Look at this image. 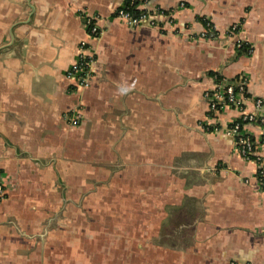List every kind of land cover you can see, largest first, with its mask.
<instances>
[{
  "label": "crops",
  "instance_id": "0c3cea01",
  "mask_svg": "<svg viewBox=\"0 0 264 264\" xmlns=\"http://www.w3.org/2000/svg\"><path fill=\"white\" fill-rule=\"evenodd\" d=\"M126 1L0 0V264H264L256 164L223 131L236 112L201 125L220 83L245 79L248 111L264 101V0H131L158 28L117 18Z\"/></svg>",
  "mask_w": 264,
  "mask_h": 264
},
{
  "label": "built area",
  "instance_id": "2783aa9c",
  "mask_svg": "<svg viewBox=\"0 0 264 264\" xmlns=\"http://www.w3.org/2000/svg\"><path fill=\"white\" fill-rule=\"evenodd\" d=\"M147 2L148 0H144L143 4ZM181 7H183V4H181ZM115 13L117 18L123 20L124 23L131 27H137L143 24H147L153 28L159 27L157 13L145 12L138 16H133L124 10V7L119 8ZM207 26H209L210 30L207 32L203 31L200 34L202 39L214 37V30L209 21H206ZM239 30V24H232L228 32L232 35H237ZM98 34L97 27L94 24H90L89 35L94 38ZM242 42L240 39L235 41L236 49H242ZM90 51L91 48L88 42L85 40L80 41L71 66L66 72V78L72 83L74 93H77L79 96V99L67 116V123L70 126L78 125L83 116L82 94L89 85V78L94 64V59L90 55ZM245 84L246 80L242 79L236 83H227L225 85L220 83L214 90L206 91L203 97L208 103L209 114L202 121L201 125L208 132L218 131L221 127L218 120L225 109L231 108L236 112V116L224 127L223 131L233 140L234 146L241 157L246 161L251 160L256 164L255 178L259 182L264 194V134H262L259 140L255 141L244 130V126L251 123L264 126V115L259 113V110L264 105V101L261 99L253 100V110L248 111L246 104L250 100L245 92ZM2 190L3 188L0 187V194L3 192Z\"/></svg>",
  "mask_w": 264,
  "mask_h": 264
},
{
  "label": "trees",
  "instance_id": "16d2710c",
  "mask_svg": "<svg viewBox=\"0 0 264 264\" xmlns=\"http://www.w3.org/2000/svg\"><path fill=\"white\" fill-rule=\"evenodd\" d=\"M143 1L144 0H142V2ZM142 2H141V4H142ZM139 5H140L139 1H135L134 3H131V0H128V1L125 2L124 10L128 11L133 16H138V15L146 12V11H143V10L139 9L138 8ZM196 19H197V21L201 22L202 25H204V31L207 32L208 30H210L209 26L206 27V20H204L201 17H197ZM213 34H214V37H215L216 36V32H214ZM248 49H249L248 46L244 42H242V49H237V50H238V52L247 53ZM217 79L220 80L219 78H217ZM245 92H246V90H245ZM203 128L205 129L204 126H203Z\"/></svg>",
  "mask_w": 264,
  "mask_h": 264
},
{
  "label": "water",
  "instance_id": "95a60500",
  "mask_svg": "<svg viewBox=\"0 0 264 264\" xmlns=\"http://www.w3.org/2000/svg\"><path fill=\"white\" fill-rule=\"evenodd\" d=\"M205 172L210 173L209 168H205Z\"/></svg>",
  "mask_w": 264,
  "mask_h": 264
},
{
  "label": "rangeland",
  "instance_id": "374dc122",
  "mask_svg": "<svg viewBox=\"0 0 264 264\" xmlns=\"http://www.w3.org/2000/svg\"><path fill=\"white\" fill-rule=\"evenodd\" d=\"M0 176H1V175H0ZM0 187L2 188V184H1V186H0ZM2 191H3V190H2ZM2 193H3V192H2ZM2 193H1V194H2ZM1 194H0V195H1Z\"/></svg>",
  "mask_w": 264,
  "mask_h": 264
}]
</instances>
